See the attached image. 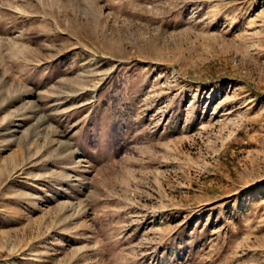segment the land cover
I'll list each match as a JSON object with an SVG mask.
<instances>
[{
    "label": "rangeland",
    "instance_id": "1",
    "mask_svg": "<svg viewBox=\"0 0 264 264\" xmlns=\"http://www.w3.org/2000/svg\"><path fill=\"white\" fill-rule=\"evenodd\" d=\"M0 244L264 264V0H0Z\"/></svg>",
    "mask_w": 264,
    "mask_h": 264
},
{
    "label": "bare ground",
    "instance_id": "2",
    "mask_svg": "<svg viewBox=\"0 0 264 264\" xmlns=\"http://www.w3.org/2000/svg\"><path fill=\"white\" fill-rule=\"evenodd\" d=\"M11 172H12V171H11ZM14 211H15V210H14ZM15 212H16V211H15ZM15 212H14V213H15ZM0 249H3L2 246H1V244H0Z\"/></svg>",
    "mask_w": 264,
    "mask_h": 264
}]
</instances>
